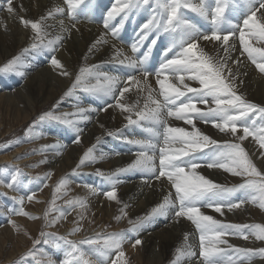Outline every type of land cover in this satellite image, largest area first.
Instances as JSON below:
<instances>
[{
	"label": "snow or ice",
	"instance_id": "6c2138e0",
	"mask_svg": "<svg viewBox=\"0 0 264 264\" xmlns=\"http://www.w3.org/2000/svg\"><path fill=\"white\" fill-rule=\"evenodd\" d=\"M83 2L84 0H64L66 8H55L54 11L48 13V18H53L54 14L66 13L75 21L76 9ZM229 3L234 4L235 0H211V2L210 0H115V4L103 19V27L113 38L118 37L124 20L133 10L148 6L153 13L151 18L141 25L138 40L131 45L132 53L139 52L149 34L155 32L156 35L147 50L141 56L135 58L125 56L124 59L119 60L121 65L132 69L133 72L121 78L101 72L95 65L82 67L64 96L73 97L77 91H82L104 100L105 106L99 109L84 107L80 105L77 98L76 112H66L60 115L50 111L45 112L26 129L24 134L28 141L39 139L41 133L37 131L38 124L55 121L76 132L77 135L73 137V140L79 144V134L82 132L79 124L91 119L87 113L107 111L112 107L118 108L122 114H125L126 126L141 127L147 133V138H126L128 144L135 145L139 149L135 152L136 159L127 168L117 169L108 175L98 170V174L111 185L110 190L103 192V195L109 201L121 203L118 199L116 185L119 183L118 175L123 172L147 173L149 174L148 180L166 179L174 189V197L172 193H169L147 215L129 220L132 226L129 231L138 233L153 218L168 217L170 213L175 222L186 219L195 226L199 234V260L202 264H251L255 257L264 258V247L240 248L228 242L229 238H240L247 241L250 237H254L257 241H264V225L226 223L202 211L208 208L223 216L225 210L233 211L246 203H252L264 210V171L257 168L242 146V142L251 137L260 149H264V107L248 101L243 94H239L237 84V81L242 84L241 76L247 74L240 72L238 67L242 63L241 57L245 54L247 60L264 74V47H254L252 44V41L264 44V0H246L247 14L243 17L241 24L227 21L225 10ZM5 5L9 14H15L13 0H5ZM186 11L207 21L211 25L210 31H203L196 23L188 19L185 15ZM117 16L121 17L120 23L112 25L111 21ZM19 19L23 27L30 28L34 34V42L31 45L33 49L49 48L52 52L58 50L64 37L57 35L52 39L47 38L45 17L35 21L24 17ZM225 23H230L231 27L225 29ZM75 27L74 22L71 28ZM68 31L70 33L71 29ZM160 33L168 34L171 42L162 51L163 60L159 67L150 69L146 64ZM236 39L239 41V56L233 55L237 51ZM230 40H232L231 44ZM200 41L212 42L216 54L210 55L206 52ZM101 42L107 43V40L97 41V43ZM119 55L121 53L118 52L117 56ZM50 63L54 68L61 69L60 75L66 77L72 75L64 70V66L54 55L50 58ZM233 65L237 67L234 69ZM22 67L20 57L17 56L0 68V72H16L23 77L25 73L20 71ZM136 73H139L142 79L138 78ZM153 75L159 85L158 92L149 82V77ZM92 80H95L94 84L91 83ZM173 81H178L179 85ZM185 81L195 82L198 86H191ZM133 84L137 86V93L147 94L142 107L139 100L131 104L122 102ZM107 98L114 100L115 104L109 103ZM198 105H203L204 109ZM169 119L183 121L184 124L190 126L191 130L172 126L168 123ZM196 121L210 124L220 133L230 135L238 142L220 143L196 127ZM238 133L241 134L238 135ZM107 134L115 135L112 132ZM97 140L99 142V138ZM23 142L25 141L18 139L16 144ZM260 156L264 157V151L260 153ZM102 158V154L96 155L95 145H93L83 153L73 172L75 173L86 163L91 164ZM46 162V160L41 161V163ZM201 167L222 169L232 176L243 178V182L232 187L215 183L197 171ZM19 176L20 171L17 169L8 181L0 180V186L18 191L22 183ZM68 184V177L58 182L49 211L55 204L57 193L64 190L63 194L67 195ZM88 187L91 192L97 191L94 186ZM237 192L244 193V198L233 200L232 197ZM34 197L35 192L26 197L25 195L12 197L14 203L20 205L18 210L11 209L12 213L24 215L31 220L40 219L23 210L25 199L32 202ZM67 203L69 208L78 205L79 208L86 209V203L83 200L72 199ZM125 208L127 205L119 209L120 215L116 217L117 221L127 218ZM49 211L44 213L45 227L54 226L57 221L70 214V212L56 209L58 216L49 220ZM83 219L84 216L81 213L80 220ZM8 224L19 232L20 229L13 220L9 219ZM81 230L80 227H76L69 235H75ZM40 235L45 237L47 234L42 231ZM29 239L32 238L29 237ZM59 239L63 240L68 249L67 258L61 264H105L106 261H110V264H127L122 247L126 239L123 232L108 235L97 234L93 238H85L79 242L64 237ZM188 239L189 236L186 233L184 235L185 244L176 249L177 255L173 264H179L182 257L196 256V252L187 244ZM44 242L47 243L48 240L45 239ZM40 243L39 239L33 240V248ZM140 244L142 241L137 238L132 243V247L135 248ZM83 245L92 247L85 250ZM222 245L225 247H221ZM55 247L59 249L61 246L57 243ZM229 252L236 254L235 257L229 255ZM113 253L115 258H112ZM28 255H33V252L30 250Z\"/></svg>",
	"mask_w": 264,
	"mask_h": 264
},
{
	"label": "bare ground",
	"instance_id": "6f19581e",
	"mask_svg": "<svg viewBox=\"0 0 264 264\" xmlns=\"http://www.w3.org/2000/svg\"><path fill=\"white\" fill-rule=\"evenodd\" d=\"M94 1L95 0H84V2L76 9V19L73 21L66 13L63 15L54 14L53 18H48V13L50 11H54L55 8H66L64 0H13V7L16 10L15 14H9L6 10L5 0H0V54H2L6 59H10L14 56V54H18L19 51L20 63L23 65L20 71L25 73V75L21 77L16 72H13L15 75L13 78L8 79L7 76H4V78H1L0 81V105L2 104L1 106H5L6 104L8 106H6V108L9 109L16 120L20 119L19 117L22 111L27 109V107L34 108V106L38 105L40 102L41 105H49L51 100L58 101L61 97L63 100L60 107V110L62 111L61 114L66 112H76L77 98L80 105L84 107H96L99 109L105 106L104 100L98 99L97 97L82 91H77L73 97L64 96V93L74 82L75 75L79 73V70L82 67H91L95 65L98 66L99 71L107 73L110 76H120L121 78H125L127 74L133 72L132 69L126 67L125 65H121L119 60L124 59L125 56L129 58L136 57V53L134 54L131 51V45L138 40V33L141 25L143 24L141 19H144L145 23L151 18L153 13L148 6H141L139 9L133 10L129 13L127 19L134 20L136 23L130 24L127 19L124 20V26L120 29L118 37L110 39L111 35L103 27V19L106 17L107 12L111 10L112 6L115 4V0H105V3L108 4H105L107 5L105 10H103L100 3H94ZM244 6L245 7L241 13L231 17V19H235L231 21L232 23L239 24V22H242L243 17L246 16L244 15V10L247 9L246 0ZM187 13L191 12L186 11L185 14ZM20 17L31 19L33 21L39 20L41 17H45L46 19L44 23L47 25V38L52 39L57 35L64 37L61 44L58 46V50L56 52H52L49 48L33 49L31 45L34 42V34L31 30L29 31L26 28H23V25L20 23ZM97 18L102 19V21L99 24H92L91 21H96ZM120 19L121 17L117 16L113 21H111V24L117 25L118 22H120ZM12 20L15 22L13 23ZM61 21H63V25H61ZM74 22L76 27L71 28V25ZM68 29H71L70 33ZM206 30L209 29L206 27ZM124 34L129 41H132L130 46L128 43H120V39ZM155 35L156 33L152 32L148 37L151 36L154 38ZM163 36L165 37V34L160 33L159 38L162 39ZM118 38L120 42L118 41ZM102 40H107V43H97V41ZM116 40L118 42H116ZM170 42L171 40H168V43ZM229 43L231 44L232 40H230ZM200 44L205 47V51L210 55L216 54L212 42L200 41ZM252 44L254 47H264L263 44H257L255 41H252ZM149 45L150 44L148 42V46ZM236 45L237 51L233 53L234 56L239 50L238 39H236ZM25 49H27V51H25ZM89 49H91V51H89ZM118 52L121 53V55L117 56ZM158 53L160 54L159 49L151 52L150 54V56L155 55L158 62L157 68L163 60V56L161 55L159 57ZM53 55L64 66V70H67L72 74L71 76L66 77L60 75L59 73L61 69H56L51 65L50 58ZM169 55L171 56L172 54L170 53ZM150 56L147 64L150 60ZM244 57L247 60L246 54ZM245 59L243 58V62L238 67L240 72L247 74L241 76L243 83L240 84L239 81H237V84L239 85V88L244 85V92L251 93L255 98L259 99L263 103L264 74L260 73L256 69L255 65H250V62L245 61ZM236 67V65H233L234 69ZM136 75L138 78L142 79V77L139 76V73H136ZM149 82L153 89L158 92L159 85L156 83V79L150 77ZM91 83L94 84L95 80H92ZM101 83H103V79H101ZM173 83L179 85L178 81H173ZM185 83H189L191 86H198L197 83L192 81H185ZM136 88L137 86L133 84L130 92L125 94L122 102L131 104L136 103L139 100L142 107L144 104V97L147 94L137 93ZM107 99L109 103L115 104V101L111 98ZM198 107L204 109L203 105H198ZM87 114L91 116V119L83 121L79 124V127L82 129V132L79 135L82 134L83 136L82 142L79 144L74 142V136L70 134L64 135L60 133V135L56 136L53 131H51V133L47 132V129H44L41 132V142L47 145V148H42V150H47L45 156L48 158L49 164L47 166L49 171L53 170L59 174L63 173L61 175L67 174L77 164V160L80 158L85 148H90L93 145H95L96 155H103L102 159H98L95 162L97 170L102 171L107 175L115 172L117 169L127 168L136 159L135 152L139 149L135 145L128 144L126 142V138H147V133L141 127L137 125L126 126L127 121L124 119L125 114H122L120 110L115 107L109 108L107 111H96ZM24 117L26 120L30 119L28 116ZM69 118L71 119L74 117ZM16 120H14V122ZM27 123L28 120L26 122L24 121V126ZM168 123L172 126L185 127L186 129L191 130L190 126L184 124L183 121L169 119ZM195 123L196 127H198L203 133L209 135L212 139H215L220 143L225 142L215 136V134L217 135L219 131L214 129L210 124H205L200 121H196ZM101 125H103V127H101ZM108 132H112L115 135L109 136L107 134ZM75 134L77 133L75 132ZM97 138H99V142ZM31 150H33V148ZM156 151L158 155V149ZM206 151L209 150L206 149ZM20 154L21 151L16 157H14L15 159L13 161L15 163L18 162L20 163L19 165H21V163L25 164L29 162L28 160L17 161V157ZM119 154L123 155L122 158L118 156ZM12 156L10 155L9 157L6 156L5 158H0V165L8 162V160L12 159ZM261 163L264 165V160H262ZM197 171L215 183L226 185L223 181L226 179L227 173L222 169H209L207 167H201ZM148 175L149 174L147 173L139 171H128L120 173L117 177L119 180V183L116 185L118 191L117 194L123 202L121 207L127 205L125 211L132 217L133 220L147 215L151 209L161 203L164 197L169 193H172L174 197V189L169 188V186L162 179L159 181L154 178L148 180ZM83 179L90 180V177L88 175L87 177H83ZM95 184H99V182H95ZM72 187L78 191L76 192L77 195L80 194L82 198L85 196V200L83 201H86L87 203L86 208L90 211V217H111L110 215L113 213L111 210L112 202H107L108 200L103 195V192L106 190L95 187L97 191L91 192L88 189H83L88 187L85 183L81 184L79 186L80 188H78L75 184ZM144 195H147L148 203L142 201L141 198L144 197ZM244 196L245 194H242L239 198L242 199ZM202 211L207 215H211L214 218L227 223L226 216L222 218L219 216L220 214L208 208H204ZM238 211L236 212L238 213ZM256 213H258V211ZM233 216L235 217L237 215ZM255 217L258 216L256 215ZM100 220L102 221L103 219ZM185 221L187 220L180 219L179 222H175L171 213L168 217H155L148 222L138 232V234L133 237V239L139 238L142 241L141 245L145 251L150 253V255L159 254L160 251H162L163 254H168V252L170 253L174 250L176 251L177 248L185 244L184 235L187 233L189 236L187 244L190 245L192 250L196 252V256L191 258L182 257L179 264H188L191 260L201 264V261L199 260V250L196 249V247H199V234L194 225L189 227ZM262 221H264V219H262ZM106 223L109 225L108 222ZM228 242L235 247H243V244H241L240 239L238 238H231ZM221 247L225 246L222 245ZM229 255L235 257L236 254L229 252ZM175 259L176 257L173 261ZM194 261L190 264H195Z\"/></svg>",
	"mask_w": 264,
	"mask_h": 264
},
{
	"label": "rangeland",
	"instance_id": "374dc122",
	"mask_svg": "<svg viewBox=\"0 0 264 264\" xmlns=\"http://www.w3.org/2000/svg\"><path fill=\"white\" fill-rule=\"evenodd\" d=\"M105 2H106L105 0L94 1V3H100L101 7H103V10H105L106 6L108 5ZM244 4H245V0H235L234 4L229 3V6L225 10V17L227 21L231 22L232 20H235V19H231V17L238 15V13H241L243 11V8L245 7ZM246 14H247V9L244 10V15ZM185 15L193 23H196L198 27L200 28L203 27L202 29L205 32L210 31L211 25L208 22L204 21L199 16H197L196 14L187 13ZM141 20L144 23V19ZM101 21L102 19L97 18V23H95L96 21L94 23L93 21L91 22L92 24H99ZM127 21L130 24L136 23L134 20L127 19ZM14 22L15 21H13V23ZM119 23L120 22H118V24ZM241 23L242 22H239V24ZM227 24L226 23L224 24L225 29H229L231 27L230 23H229L230 25ZM205 26L209 30H206ZM26 29L29 31L31 30L30 28H26ZM167 35L168 34H165V37L163 36L162 39L159 38L157 44L153 46L154 48H152L153 49L152 52H154L157 49L160 50V54L158 53L159 57L162 55L161 52L163 51V49L170 44L168 43L170 37L169 35L168 36ZM110 39H113V37L110 36ZM152 39L153 38L151 36L148 37V39L144 42L145 44L143 43L144 44L142 46L143 48L141 47L139 52H137V56H141L147 50L148 42L150 44ZM116 42L118 41L116 40ZM125 43H128L130 46V43H132V41L131 42L128 41ZM19 54L20 52L18 51V54H14V56L10 59H6L2 54H0V68H2L8 61L13 59L14 57L19 56ZM235 56H239V50ZM243 58L245 59L244 56ZM243 58L241 57L242 62H243ZM245 61L248 60L245 59ZM249 64L251 65L252 63L250 62ZM4 76H7V78L10 79L13 78L15 75L13 74V72H0V81L1 78H4ZM150 77L155 78L154 75ZM244 87H245L244 85H242L241 88L238 87V93L243 94L248 101L258 106L264 107V102L262 103L259 99L255 98L251 93L244 92ZM62 102L63 100L61 97L60 100L58 101L51 100L49 105L44 104L45 105L44 106L41 105L40 102L38 105L35 104L36 106H34V108L27 107V109H24V111H22L23 115L21 113L19 117L20 119L17 118L19 120H16L14 118V115L9 111L8 108H6L7 106L6 104L5 106H1L2 104L0 105V158H5L6 156L9 157L10 155L11 156L14 155L11 157L12 159L8 160V162L0 165V170H6V171H0V180L8 181L10 177L13 174H15L16 170L18 169L20 171L19 179L22 182L19 186L18 191H13L11 189H8L7 187L0 186V264H61V262L67 258L66 251L68 249H67V245L64 244L63 240L59 239L60 237H64L68 240L79 242L85 238H93L97 234L108 235L112 233H122V232L126 236V239L122 247H123V251L125 252V259L127 260V264H173V259L176 257L175 250L170 253L168 252V254L167 253L163 254L162 251H160L159 254L150 255L149 252L145 251V249L141 244L136 246L135 248L132 247V243L135 240L133 239V237H135L138 233H133L129 231V229L132 227L129 224V220H133V219L128 213H127V218L121 219L119 221L116 220V217L120 215L119 209L121 208V205L123 203L118 194H117L118 199L121 201L120 204H117L114 201H109V200L107 201V202H112L111 210L113 213L110 215L111 217L104 216L103 218H101V216H97L92 218L90 217L91 214L89 213L90 211H88L87 208L81 209L79 208L78 205L74 206L73 208H69L67 201H69L70 199L85 200L84 199L85 196L84 198H82L80 194L77 195L76 192L78 191L74 187H72L74 184L77 185L78 188H80L79 186L85 183L87 184V186L99 187L100 189L106 191L110 190L111 185L106 179H104L102 176L98 174V170L95 162L91 164L86 163L75 173L73 172V170L76 168V165L79 163V160L82 157L83 153L88 148H85V150L82 152L80 158L77 160L78 161L77 164L72 168V170H70L69 172L66 170L68 173L65 175H61L63 173L59 174L58 172H55L53 170L49 171L47 166L49 164L48 158L45 156L47 150H42V148H47V145L41 142V137L34 141H28L27 138L25 137L24 134L26 129L34 121H36L41 114L50 111L56 115H60L62 112L60 110ZM24 116H28V118H30L27 119L28 123L25 124V126L23 122L24 121L26 122L27 120L25 119ZM14 120L16 121L14 122ZM44 129H47L48 130L47 132L50 133L51 131H53L54 135L56 136L60 135V133L64 135L70 134L72 136L77 135L68 126L55 121H46L42 124H38L37 131L39 133H41ZM240 134L241 133H238V135ZM215 136L228 143L238 142L230 135H226L220 132H218L217 135L215 134ZM82 138L83 136L81 134L80 142H82ZM18 139L24 140L25 142L17 145L16 141ZM242 146L248 152L249 157L256 164L257 168L261 171H264V165L263 163H261L262 160H264V157L260 156V153L264 151V149H260L259 145L251 137H248L246 140H244L242 142ZM32 148L33 150H31ZM20 151L21 154L17 158L20 157L23 158L17 159V161L28 160L29 162L25 164L21 163V165H19L20 163L18 162L15 163L13 161L15 159L14 157H16L18 153H20ZM118 156L122 158L123 155L119 154ZM44 160H46L47 162L41 163V161ZM82 170H88V171H82ZM88 175L90 177V180L83 179V177H87ZM65 177L69 178V184L66 190L67 195L63 194L64 190H62L61 193H57L55 204L52 205V210L49 211V205L52 204L53 193L56 188V185L62 178ZM240 178L241 177L232 176L231 174L227 173V177L223 182L226 183L225 186L232 187L234 185H238L243 182V178L241 179ZM91 180L94 182H92ZM162 180L169 186V188H171L169 182L166 179H162ZM95 182L97 183L99 182V184H95ZM45 184L47 185L46 187L44 186ZM83 189L89 190V187ZM33 192H35V197L33 201L29 202L27 201V199H25L23 210L29 215L40 217V219L31 220L24 215H14L11 209L15 208L18 210L20 208V205H16L11 198L18 197L20 195H25L26 197L28 194H31ZM242 194L244 193L237 192L233 195L232 199L233 200L241 199L239 198V196ZM141 199L143 202L148 203L147 195H144V197H142ZM84 202L86 203V201ZM86 207H87V203H86ZM56 209L70 212V214H67L66 218H62L59 221H57L54 226L45 227L44 213L46 211H49L48 219L53 220L59 214L56 211ZM225 211L226 212H224L223 216L221 215L219 216L222 218L226 216L227 223L264 225V221H262V219H264V210L260 209L257 205H254L252 203L251 204L246 203L241 208L235 209L233 211H227V210ZM236 211H238V213ZM257 211L258 213H256ZM81 213L84 216L83 220H80ZM233 215H237V216L234 217ZM256 215L259 218L255 217ZM9 219L13 220L15 224L19 227L20 229L19 232L13 229L12 226L8 224ZM100 219L103 220L101 221ZM77 221H79V223H77ZM106 222H108L109 225H107ZM185 222L188 224L189 227L193 226V224L190 221H185ZM76 227H80L82 230L76 233L75 235H69V233L72 232V230ZM42 231L47 234L45 237H41L40 233ZM29 237H31L32 239H29ZM35 239H39L41 243L33 248V240ZM45 239L48 240L47 243L44 242ZM240 242L241 244H243V247L241 248L259 249L264 247V241H257L255 240L254 237H250V239L247 241L240 239ZM57 243H59L61 246L59 249L55 247ZM82 247L85 250H89L92 246L83 245ZM196 249L199 250V247H196ZM30 250L33 252V255L31 256L28 255ZM112 258H115L114 253L112 254ZM192 261L194 260L189 261L188 264H190ZM257 263L264 264V258H260V257L253 258L251 264H257ZM105 264H110V261H106ZM195 264H199V263L195 262Z\"/></svg>",
	"mask_w": 264,
	"mask_h": 264
}]
</instances>
